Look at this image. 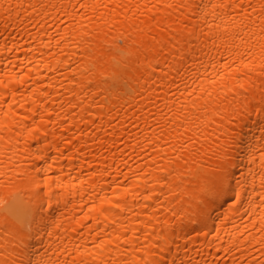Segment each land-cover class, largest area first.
Listing matches in <instances>:
<instances>
[{
    "label": "bare ground",
    "instance_id": "obj_1",
    "mask_svg": "<svg viewBox=\"0 0 264 264\" xmlns=\"http://www.w3.org/2000/svg\"><path fill=\"white\" fill-rule=\"evenodd\" d=\"M0 264H264V0H0Z\"/></svg>",
    "mask_w": 264,
    "mask_h": 264
}]
</instances>
